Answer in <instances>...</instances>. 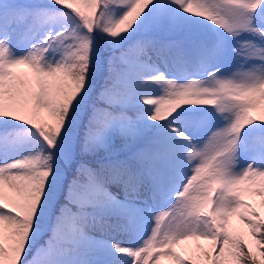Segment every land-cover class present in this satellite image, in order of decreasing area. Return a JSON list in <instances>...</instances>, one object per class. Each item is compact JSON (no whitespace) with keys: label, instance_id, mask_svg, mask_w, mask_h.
I'll list each match as a JSON object with an SVG mask.
<instances>
[{"label":"snow or ice","instance_id":"1","mask_svg":"<svg viewBox=\"0 0 264 264\" xmlns=\"http://www.w3.org/2000/svg\"><path fill=\"white\" fill-rule=\"evenodd\" d=\"M162 261L264 264V0H0V264Z\"/></svg>","mask_w":264,"mask_h":264},{"label":"trees","instance_id":"2","mask_svg":"<svg viewBox=\"0 0 264 264\" xmlns=\"http://www.w3.org/2000/svg\"><path fill=\"white\" fill-rule=\"evenodd\" d=\"M258 199V198H257ZM166 264H169V262L168 261H166Z\"/></svg>","mask_w":264,"mask_h":264}]
</instances>
